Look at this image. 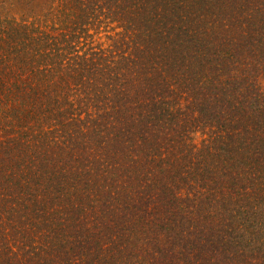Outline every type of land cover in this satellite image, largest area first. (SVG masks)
Segmentation results:
<instances>
[{
  "label": "trees",
  "instance_id": "1",
  "mask_svg": "<svg viewBox=\"0 0 264 264\" xmlns=\"http://www.w3.org/2000/svg\"><path fill=\"white\" fill-rule=\"evenodd\" d=\"M0 264H264V0H0Z\"/></svg>",
  "mask_w": 264,
  "mask_h": 264
}]
</instances>
